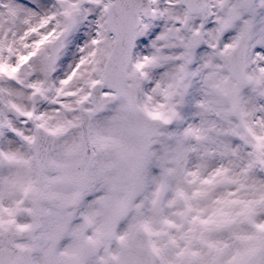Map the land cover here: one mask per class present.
Returning <instances> with one entry per match:
<instances>
[{
	"label": "snow or ice",
	"instance_id": "1",
	"mask_svg": "<svg viewBox=\"0 0 264 264\" xmlns=\"http://www.w3.org/2000/svg\"><path fill=\"white\" fill-rule=\"evenodd\" d=\"M0 264H264V0H0Z\"/></svg>",
	"mask_w": 264,
	"mask_h": 264
}]
</instances>
